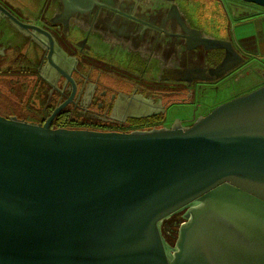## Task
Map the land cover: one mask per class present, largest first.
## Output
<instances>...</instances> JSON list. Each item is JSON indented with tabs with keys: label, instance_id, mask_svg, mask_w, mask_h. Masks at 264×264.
I'll list each match as a JSON object with an SVG mask.
<instances>
[{
	"label": "water",
	"instance_id": "95a60500",
	"mask_svg": "<svg viewBox=\"0 0 264 264\" xmlns=\"http://www.w3.org/2000/svg\"><path fill=\"white\" fill-rule=\"evenodd\" d=\"M66 1L57 21L88 31L98 6L132 18L127 31L119 23L118 43L128 47L143 46L150 26L174 18L192 48L224 51L212 75L196 80L244 62L229 41L187 25L176 0H122L131 11L115 7L120 0ZM241 1L264 8V0ZM159 3L168 5L164 15ZM0 14L38 30L1 5ZM75 15L82 21H71ZM100 30L96 46L108 48L109 30ZM65 106L44 124L0 116V264H264V85L187 128L52 129ZM180 212L171 246L161 223Z\"/></svg>",
	"mask_w": 264,
	"mask_h": 264
},
{
	"label": "flooded vegetation",
	"instance_id": "af4514ba",
	"mask_svg": "<svg viewBox=\"0 0 264 264\" xmlns=\"http://www.w3.org/2000/svg\"><path fill=\"white\" fill-rule=\"evenodd\" d=\"M120 1L114 6L119 9L125 6L128 11L132 10L131 4ZM222 1L176 0L175 3L184 21L192 29L200 30L205 38L215 37L227 42L229 41L227 28L213 31L212 23L201 15L195 19L192 13L193 5L218 4L214 8L203 10V13L211 14L216 20L221 21ZM66 2V0H0V5L23 24L38 28L20 30L0 14V23L7 22L17 34V41L30 50V57H27L30 66L19 70L21 72L30 70L35 77H28L26 81V85L33 86L31 102L38 105L34 108L37 114L34 117V124H44L54 110L64 104L65 108L52 122V129L131 133L170 129L175 123L187 128L192 126L196 119L212 111L202 106L200 102H194L192 96L196 84L210 81L194 78L210 77L211 71L224 59L223 50H210L209 43H206V46L192 48V39L190 40L185 32L182 33L174 18L165 24L161 18L155 25L150 26L149 38L144 40L143 46H123L118 43L123 35L119 23L124 19L123 29L127 31L132 25V18L113 13L115 10L107 7L98 6L95 9L96 14L94 12L91 14V31L80 25L69 26L66 18L62 19L65 23L63 25L56 17L62 16ZM52 6L53 12L55 9L58 14L50 13ZM166 6L168 5L159 3L155 9L164 15ZM16 9H19L22 15H18ZM82 19L80 15H75L71 21ZM109 22H113L112 28H106ZM100 29H103V34L104 31L108 32L106 29L109 30L111 39L108 48L99 49L96 46L100 42L101 35L98 34ZM8 44H12L9 39ZM5 57L6 46L0 45V58ZM85 58L131 78L121 79L118 88L110 79L102 82L92 79V75L96 72L104 73V70L90 67ZM152 80L165 82L176 90L146 91L136 83L144 81L154 84ZM36 94L40 97L39 101ZM28 95L29 99L30 94ZM174 110L182 113L174 115L172 113ZM172 239L170 237L166 241L174 246L176 239L171 242Z\"/></svg>",
	"mask_w": 264,
	"mask_h": 264
},
{
	"label": "rangeland",
	"instance_id": "374dc122",
	"mask_svg": "<svg viewBox=\"0 0 264 264\" xmlns=\"http://www.w3.org/2000/svg\"><path fill=\"white\" fill-rule=\"evenodd\" d=\"M216 5L218 4L193 5L192 13L195 19H197L198 15H201L205 20L212 23L213 31L227 28V32H229L228 40L232 43L237 53L242 56L244 62L233 70L230 75L228 74L220 80L216 78V80H209L210 82H200L204 86L196 84L195 90L193 89L194 91L192 92L194 102H200L202 106L210 110L235 98L247 95L264 85V81H262L264 59L259 58L258 53L262 51V48L256 39L258 35L257 28L260 26L257 18L264 16V8L241 0H223L220 4L223 17L219 21L211 14L203 13V10L214 8ZM15 11L18 15H22L19 9ZM251 36L256 37L253 38ZM8 39L12 41V44H8ZM238 40H240V43H238ZM0 45L6 46V57L0 58V116L4 118L16 117L19 120L34 123V117L37 115L34 112V108H37L38 105L33 101L31 102L33 86L26 85V81L28 77H35L30 70L27 72L19 70L30 66L27 60V57H30V50L26 45L17 41V34L13 32V28L7 22L0 23ZM257 49L259 52H257ZM85 60L90 67L104 70V73L96 72L91 76L92 79L100 82L110 79L116 85L112 84L118 88V82H121V79L131 78L114 69H107L94 60L88 58H85ZM153 82L154 84L144 81L136 83H139L138 86L141 85L140 88L146 91L176 90V88L167 85L165 82H157L156 80ZM162 85L165 87H160ZM28 94H30L29 99L27 98ZM36 99L37 101L40 99L38 94H36ZM172 113L178 116L182 111L174 110ZM183 222L184 219L181 212L163 220L161 232L164 238L170 239V237H174L172 241L170 240L174 242L177 238L178 229Z\"/></svg>",
	"mask_w": 264,
	"mask_h": 264
},
{
	"label": "crops",
	"instance_id": "0c3cea01",
	"mask_svg": "<svg viewBox=\"0 0 264 264\" xmlns=\"http://www.w3.org/2000/svg\"><path fill=\"white\" fill-rule=\"evenodd\" d=\"M262 17L257 18V19H259L257 21L260 24V26L257 28V33H258L257 37L256 36H251L253 38L256 37L257 43L260 44V46L262 48V51L261 52H259L258 49H257V52H259L258 54L260 56L259 57L260 59H264V16H262ZM238 43H240V40H238ZM262 79H263L262 81H264V74H263Z\"/></svg>",
	"mask_w": 264,
	"mask_h": 264
},
{
	"label": "trees",
	"instance_id": "16d2710c",
	"mask_svg": "<svg viewBox=\"0 0 264 264\" xmlns=\"http://www.w3.org/2000/svg\"><path fill=\"white\" fill-rule=\"evenodd\" d=\"M171 238H174V237H171Z\"/></svg>",
	"mask_w": 264,
	"mask_h": 264
}]
</instances>
